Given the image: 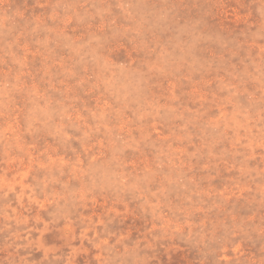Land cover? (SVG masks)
<instances>
[{"label": "rangeland", "instance_id": "obj_1", "mask_svg": "<svg viewBox=\"0 0 264 264\" xmlns=\"http://www.w3.org/2000/svg\"><path fill=\"white\" fill-rule=\"evenodd\" d=\"M0 264H264V0H0Z\"/></svg>", "mask_w": 264, "mask_h": 264}]
</instances>
